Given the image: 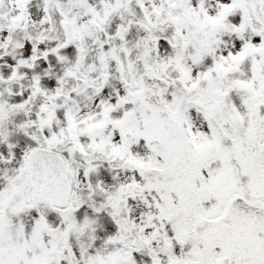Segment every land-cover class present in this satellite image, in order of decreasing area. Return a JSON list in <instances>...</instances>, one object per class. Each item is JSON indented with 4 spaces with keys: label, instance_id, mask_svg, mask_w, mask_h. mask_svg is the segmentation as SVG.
I'll return each instance as SVG.
<instances>
[{
    "label": "snow or ice",
    "instance_id": "6c2138e0",
    "mask_svg": "<svg viewBox=\"0 0 264 264\" xmlns=\"http://www.w3.org/2000/svg\"><path fill=\"white\" fill-rule=\"evenodd\" d=\"M0 264H264V0H0Z\"/></svg>",
    "mask_w": 264,
    "mask_h": 264
}]
</instances>
